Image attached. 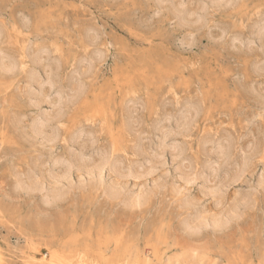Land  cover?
I'll return each instance as SVG.
<instances>
[{"label":"rangeland","instance_id":"obj_1","mask_svg":"<svg viewBox=\"0 0 264 264\" xmlns=\"http://www.w3.org/2000/svg\"><path fill=\"white\" fill-rule=\"evenodd\" d=\"M161 1L0 0V264H264V0Z\"/></svg>","mask_w":264,"mask_h":264},{"label":"bare ground","instance_id":"obj_2","mask_svg":"<svg viewBox=\"0 0 264 264\" xmlns=\"http://www.w3.org/2000/svg\"><path fill=\"white\" fill-rule=\"evenodd\" d=\"M158 1H160V0H158ZM162 1H163V0H162ZM162 1H161V2H162ZM168 1H169V0H168ZM211 1H212V0H211ZM231 1H232V0H231ZM165 2H167V1H165ZM177 2H178V1H177ZM213 2H214V1H212V3H211L212 6H213ZM218 2H219V0H217L216 4H218ZM220 2H221V0H220ZM225 2L227 3V0H225ZM178 3H180V2H178ZM205 3H206V1H205ZM205 3H203V4H205ZM229 3H230V0H229ZM168 4H169V3H168ZM170 4H171V3H170ZM180 4H181V3H180ZM203 4H202V6H204ZM221 4H222V2H221ZM177 5H178V4H177ZM225 5H226V4H225ZM172 6H173V4H172ZM179 6H180V5H179ZM202 6H201V7H202ZM205 6H211V5H209V2H208V5L205 4ZM214 6H215V5H214ZM183 7H184V6H183ZM179 8H180V7H179ZM201 9H202V8H201ZM201 9L199 10V12H200V11H203V10H201ZM204 9H205V8H204ZM179 10H180V9H179ZM195 11H196V10H195ZM204 11H205V10H204ZM180 12H181V11H180ZM177 13H178V12H177ZM196 13H197V12H196ZM191 14H192V12H191ZM193 14L195 15V12H193ZM199 14H200L199 16L202 15L201 12H200ZM203 14H205V12H204ZM202 16H204V15H202ZM197 17H198V16H197ZM196 20H197V18H196ZM198 21H199V20H198ZM261 23L264 24V22H261ZM1 26H2V25H1ZM259 27L261 28V26H259ZM262 27L264 28L263 25H262ZM263 28H262V29H263ZM0 30H1V28H0ZM258 30H259V29H258ZM263 30H264V29H263ZM258 32H259V33H262V30H261V32H260V31H258ZM258 32H257V33H258ZM263 32H264V31H263ZM257 33H256V34H257ZM250 34H251V33H250ZM251 35H252V34H251ZM44 46H45V45H44ZM49 46H50V45H49ZM51 47H52V46H51ZM25 48H26V47H25ZM45 48H48V46L45 47ZM49 48H50V47H49ZM51 49L53 50V47H52ZM0 50H2V49H0ZM43 50H44V47H43ZM40 51H41V50H40ZM44 51H45V50H44ZM49 51H50V50H49ZM53 51H54V50H53ZM38 52H39V51H38ZM11 53H12V52H11ZM21 53H22V52H21ZM39 53H40V52H39ZM47 53H48V52H47ZM97 53H98V52H97ZM0 54H2V53H0ZM13 54H14V53H13ZM16 54H17V53H16ZM33 54H34V52H33ZM35 54H36V53H35ZM95 54H96V53H95ZM98 54H99V53H98ZM39 55H40V54H39ZM39 55H38V56H39ZM43 55H44V54H43ZM100 55H101V54H100ZM5 56H6V55H5ZM18 56H20V55H18ZM35 56H36V55H35ZM38 56H37V57H38ZM96 56H97V55H96ZM13 57H14V56L12 55V58H13ZM92 57H94V56H92ZM26 58H27V56H26ZM43 58H44V57H43ZM2 59H3V58H2ZM5 59H6V58H5ZM7 59H9V58H7ZM14 59H15V58H14ZM35 59H36V58H35ZM37 59H38V58H37ZM44 59H45V58H44ZM0 60H1V58H0ZM3 60H4V59H3ZM12 60H13V59H12ZM16 60H17V59H16ZM18 60H19V59H18ZM6 61H7V60H6ZM6 61H5V62H6ZM41 61H42V60H41ZM51 61H52V60H51ZM7 62H8V61H7ZM13 62H14V60H13ZM89 62H90V61H89ZM14 63H16V62H14ZM19 63H20V61H19ZM25 63H26V62L24 61L23 64H25ZM90 63H92V62H90ZM7 64H9V63H6V65L1 63V65H4V66H1V67H5V69H7V71H8V70H10V69H9V68H10V65H9V67H8ZM36 64H37V63H36ZM40 64H41V63H40ZM258 65H259V64H258ZM13 66L15 67V65H13ZM16 66H17V65H16ZM21 66H22V65H21ZM18 67H20V66H18ZM43 67H44V66H43ZM48 67H49V66L47 65V68H48ZM11 68H12V69H16L17 67H16V68H13V67H12V64H11ZM2 69H3V68H2ZM5 69H4V70H5ZM20 69H21V68H20ZM42 69H43V68H42ZM48 69H49V68H48ZM51 69H52V68H51ZM35 71H36V70H35ZM42 71H45V69L42 70ZM50 71H51V70H50ZM8 72H9V71H8ZM12 72H13V71H12ZM36 72H37V71H36ZM46 72H47V71H45V74H46ZM31 74H32V72H31ZM43 74H44V73H43ZM32 75H33V74H32ZM29 76L31 77V75H29ZM50 76H51V74H50ZM32 77H34V76H32ZM32 77H31V78H32ZM44 77L46 78L45 75H44ZM48 78H49V77H48ZM32 79H33V78H32ZM32 79H31V80H32ZM35 79H36V76H35ZM31 80H30V81H31ZM33 80H34V79H33ZM33 80H32V81H33ZM45 80H46V79H45ZM35 81H36V80H35ZM37 81H38V80H37ZM46 81H47V80H46ZM46 81H45V82H46ZM39 82H40V81H39ZM34 83H35V82H34ZM37 83H38V82H37ZM37 83L34 84V86H36ZM38 84H40V83H38ZM49 84H50V85L52 84V83H50V78H49ZM49 84H48V85H49ZM30 85H31V84H29V86H30ZM41 85H42V82H41ZM41 85L39 86L40 88L43 87V86L41 87ZM50 85H49V87L52 86V85H51V86H50ZM31 86H32V85H31ZM36 87H38V86H36ZM30 88H33V86L30 87ZM34 88H35V87H34ZM33 90L35 91V89H33ZM38 90H39V88H38ZM38 90H37V93H38ZM40 90H41V89H40ZM49 90H50V89H49ZM31 91H32V90H31ZM34 91H33V94H34ZM77 91H78V89H77L75 92H77ZM63 92H64V91H63ZM26 94H27V93H26ZM47 94H48V93H47ZM47 94H46V95H47ZM29 95H30V94H29ZM39 95H40V97H41L42 93L39 94ZM34 96H35V94H34ZM56 96H57V95H56ZM30 97H31V96H30ZM37 97H38V96H37ZM42 97H43V96H42ZM57 97H58V96H57ZM59 97H61V95H60ZM59 97H58V100H59ZM35 99H36V98H35ZM35 99L33 98L34 101H35ZM38 100H39V98H38ZM41 100H42V98H41ZM41 100H40V101H41ZM45 101H47V99H45ZM184 101H185V100H184ZM38 102H39V101H38ZM191 103H192V102H191ZM191 103H190V106H189V107H191ZM56 104H57V102H56ZM192 104H195V102H193ZM188 105H189V104H188ZM195 106L198 107L199 105H196V104H195ZM195 106L193 107L194 110L198 109V108H196ZM51 107H52V106H51ZM185 109H186V108H184V110H185ZM189 109H190V108H189ZM187 110H188V107H187ZM190 110H192V109H190ZM198 110H199V109H198ZM196 111H197V110H196ZM183 112H184V111H183ZM190 112H191V111H190ZM41 113H43V112H41ZM41 113H40V114H41ZM44 113H45V111H44ZM180 113H181V112H180ZM185 113H186V111L184 112V116H186ZM187 113H188V112H187ZM197 113H198V111H197ZM178 114H179V113H178ZM189 114H190V113H189ZM189 114H188V115H189ZM191 114H192V113H191ZM191 114H190V115H191ZM190 115H189V118H190ZM47 116H48V114H47ZM56 116H57V115H56ZM167 116H168V115H167ZM177 116H178V115H177ZM179 116H182V114L179 115ZM191 116H192V115H191ZM35 117H36V116H35ZM35 117H34V118H35ZM37 117H38V116H37ZM37 117H36V118H37ZM41 117H42V116H41ZM41 117H40V119H41ZM49 117H50V115H49ZM42 118H44V119H41L42 121L39 120V117H38V121L36 120V121L34 122V121H33L34 119L32 120V121L34 122V124H33L34 127H33V128L31 127V128H32V131H35V134L39 133V136H40L41 133L44 132V131H43V123H44V126H45V122H47V121L49 122V120H46V118H48V117L44 116V117H42ZM51 118H52V117H51ZM163 118H164V117H163ZM181 118L184 119V121H185V119H186V117H185V118H184V117H181ZM181 118H180V120H181ZM189 118H188V119H189ZM195 118H196V116L193 117V121H194ZM166 119H167V118H166ZM44 120H45V122H44ZM161 120H162V119H161ZM168 120H169V119H167V120H165V121H168ZM175 120H176V119H175ZM162 121H163V120H162ZM165 121H164V122H165ZM177 121H178V119H177ZM181 121H182V120H181ZM181 121H179V122H181ZM187 121H189V120H187ZM191 122H192V121H191ZM49 124H50V123H49ZM158 124H159V123H158ZM161 124H162V123H161ZM178 124H179V123H177V125H178ZM185 124H186V123H185ZM191 124H192V123H191ZM31 125H32V123H31ZM174 126H175V125H174ZM184 126H185V125H184ZM48 127H49V126H48ZM157 127H158V126H157ZM166 127H167V126H166ZM186 127L188 128L189 125L187 124ZM49 128H50V127H49ZM51 128H52V127H51ZM175 128H176V127H175ZM187 128H186V130L188 131L189 128H188V129H187ZM33 129H34V130H33ZM52 129H53V128H52ZM54 129H55V131H56V128H54ZM171 129H172V128H171ZM177 129H179L178 126H177ZM186 130H185V131H186ZM42 131H43V132H42ZM58 131H59V130H58ZM173 131H174V130H173ZM175 131H177V130H175ZM81 132H82V131H80V134H82ZM178 132H181V131L178 130L176 133H178ZM44 133H45V132H44ZM44 133L41 134V135L44 136ZM51 133H52V132H51ZM176 133H175V134H176ZM45 134H46V133H45ZM52 134H53V133H52ZM54 134H55V133H54ZM168 134H169V132H168ZM168 134H167V132H164V134H163V138H162V137H161V138L166 140V139H167V136H169ZM179 134H181V133H179ZM179 134H178V135H179ZM48 135H50V134L48 133ZM176 135H177V134H176ZM182 135H183V131H182ZM43 136H42L41 138H43ZM52 136H53V135H52ZM75 136H76V135H75ZM172 136H173V135H172ZM172 136H171V137H172ZM180 136H181V135H180ZM56 137H57V134H56ZM173 137H174V136H173ZM54 138H55V137H54ZM43 139H46V136H45V138H43ZM48 139H50V138H48ZM51 139H52V138H51ZM77 139H78V138H77ZM170 140H171V139H170ZM170 140H169V141H170ZM175 141H177V140L175 139ZM167 142H168V141H167ZM177 142H178V141H177ZM223 142H225V141L223 140L222 143H223ZM175 143H176V142H175ZM218 143H219V142H218ZM226 143H227V142H226ZM178 144H180V143H178ZM219 144H220V143H219ZM157 145H158V144H157ZM173 145H174V144H173ZM221 145H223V144H221ZM249 145H250V143H249ZM160 146H161V145H160ZM160 146H159V147H160ZM174 146H175V145H174ZM217 146H218V145H217ZM78 147H79V146H78ZM170 147H171V146H170ZM222 147H223V146H222ZM222 147H221V148H222ZM76 148H77V147H76ZM162 148H163V145H162ZM175 148H176V146H175ZM175 148H174V150H175ZM181 148H182V147H181ZM215 148H216V146H215ZM82 149H83V148H82ZM157 149H159V148H157ZM216 149H217V151H216ZM216 149H214V150H215L217 153H219L220 150L222 151V149L219 148V149H220V150H219L218 147H217ZM224 149H225V147H224ZM75 150H76V149H75ZM211 150H212V149H210V151H211ZM225 150H226V149H225ZM81 151H82V150H81ZM181 151H182V150L180 149L179 152H181ZM210 151H209V152H210ZM156 152H157V151H156ZM168 152H169V150H168ZM172 152H173V151H172ZM174 152H175V151H174ZM209 152H208V154L210 155L211 152H210V153H209ZM90 153H91V152H90ZM104 153H105V152H103V154H104ZM181 153H182V152H181ZM224 153H226V152H224ZM75 154H76V153H74V155H75ZM81 154H82V153H81ZM81 154H80V155H81ZM86 154H87V153H86ZM86 154H85V155H86ZM211 154H212V153H211ZM219 154H222V153L220 152ZM226 154L229 155V153H228V147H227V153H226ZM107 155H108V154H107ZM160 155H161V154H160ZM162 155H163V154H162ZM214 155H215V154H214ZM217 155H218V154H217ZM217 155H216V157H217ZM87 156H88V155H87ZM90 156H91V155H90ZM90 156H89V157H90ZM105 156H106V155H105ZM158 156H159V155H157V157H158ZM179 156H181V155H179ZM224 156H225V155H224ZM244 156H245V155H244ZM84 157H86V156H84ZM84 157H82V156H77V157H76V156H75V157L69 158V159H72V160H69V159H68V160L66 161V162H67V165H65V167H64V169H63V171H62L63 173L60 174V175H59V174H58V175H57V174H54L55 176H54L53 178H54L55 180H59V179L61 180V178H62V179L65 178V180H66V179H67L66 177H68V176L70 175V171H71L70 169L73 168L72 166H76V167H78V168L84 170V171H85L86 173H88V175H90V176L93 175V172L95 171V170H94L95 168H94V167H89V166H88V161H86V158H84ZM91 157H92V156H91ZM103 157H104V156H103ZM103 157H102V158H103ZM160 157H161V156H160ZM218 157H220V155H218ZM218 157H217V158H218ZM245 157H246V156H245ZM87 158H88V157H87ZM172 158H173V157H172ZM176 158H177V157H176ZM211 158H213V155H212ZM62 159H63V158H62ZM108 159H109V157H108ZM223 159H228V158H227V156H226L225 158L223 157ZM223 159H221V161H220V162H222V163H220V162L218 161L220 164H218L217 166H215V168H216V167H220L219 165H221V164H222V166H223L224 164H226V162H224ZM244 159H245V158H244ZM64 160H65V159H63V161H64ZM102 160H103V159H102ZM104 160H105V159H104ZM211 160H212V159H211ZM211 160H210V161H211ZM217 160H218V159H217ZM242 160H243V159H242ZM59 161H60V160H59ZM110 161H111V160H110ZM210 161H208V162H210ZM214 161H215V159H214ZM104 162H105V161H104ZM215 162H216V161H215ZM57 163H58V162H57ZM57 163H56V164H57ZM100 163H101V162H100ZM120 163H121V162H120ZM157 163H158V162H157ZM61 164H63L62 161H61ZM107 164H109V162H108ZM110 164H113V163L111 162ZM117 164H118V163H117ZM117 164H113V168H114L115 170H119V171H120L121 168L118 169L119 166H118V168H117ZM121 164H122V163H121ZM121 164H120V165H121ZM53 165H54V163H53ZM96 165H97V163H96ZM92 166H93V165H92ZM98 166H100V165H98ZM109 166H110V165H109ZM135 166H136V163H135ZM137 166H138V165H137ZM55 167H56V166H55ZM60 167H61V166H60ZM71 167H72V168H71ZM76 167H75V169H76ZM139 167H140V166H139ZM139 167H138V169L140 170ZM141 167H142V166H141ZM153 167H154V166H153ZM241 167H242V165H241ZM99 168H100V167H99ZM103 168H104V166H103ZM136 168H137V167H136ZM207 168H208V165H207ZM212 168H213V167H211V171H213ZM220 168H221V167H220ZM220 168H216V170H218V169H220ZM80 169H79V170H80ZM111 169H112V168H111ZM209 169H210V167H209ZM213 169H214V168H213ZM29 170H30V169H29ZM58 170H59V168H58ZM82 170H81V171H82ZM96 170H97V169H96ZM123 170H124V169H123ZM125 170H126V169H125ZM139 170H138V171H139ZM141 170H142V169H141ZM214 170H215V169H214ZM216 170H215V172H217ZM59 171H60V170H59ZM97 171H98V170H97ZM113 171H114V170H113ZM146 171H147V170H146ZM72 172H73V171H72ZM98 172H99V171H98ZM100 172L102 173V166H101V170H100ZM131 172H132L131 169L128 167V169H127V174L129 175V174H131ZM148 172H149V171H148ZM207 172H208V169H207ZM232 172H233V171H232ZM101 173H100V174H101ZM134 173H136V172H134ZM213 173H214V171H213ZM240 173H241V172H240ZM15 174H16V173H15ZM74 174H75V173H74ZM100 174L97 173V175H96V173H95L96 176H98V175H100ZM211 174H212V173H211ZM215 174H216V173H215ZM30 175H31V174H30ZM122 175H123V174H122ZM203 175H204V173H203ZM209 175H210V174H208V176H209ZM15 176H16V175H15ZM52 176H53V175H52ZM101 176H102V175H101ZM123 176H124V175H123ZM126 176H127V175H126ZM212 176H213V175H212ZM225 176H226V175H225ZM233 176H234V175H233ZM24 177H25V176H24ZM29 177H30V176H29ZM98 177H99V176H98ZM194 177H195V176H194ZM194 177H193V178H194ZM211 178H212V177H211ZM25 179H26V181H30V180H32V178H31L30 180H27V178H25ZM25 179L23 178V181H21V182H24ZM28 179H29V178H28ZM94 179H95V178H94ZM98 179H99V178H98ZM209 179H210V178H209ZM222 179H223V178H222ZM222 179H221L220 181L217 182L218 185H223V184H221V183L219 184V182H221ZM225 179H226V177H225ZM225 179H223V181H224ZM33 180L36 181L35 179H33ZM33 180L30 181V182H26V183L24 182V183H22V186H23V184H24V185H27L28 183L33 182ZM65 180H64V181H65ZM68 181H69V180H68ZM68 181H67V183L65 182V184H68ZM100 181H101V180H100ZM100 181H99V182H100ZM207 181H208V178H207V180H206L205 182L207 183ZM223 181H222V182H223ZM58 182H59V181H58ZM225 182H226V181H225ZM52 183H53V182H52ZM63 183H64V182H63ZM70 183H71V182H70ZM208 183H209V182H208ZM223 183H224V182H223ZM17 184H18V183H17ZM31 184H32V183H31ZM33 184H34V183H33ZM33 184H32L31 186H33ZM38 184H39V182H38ZM38 184L35 183L34 187L37 186ZM40 184H41V183H40ZM224 184H227V183H224ZM204 185H205V184H204ZM207 185H208V184H207ZM207 185H206V186H207ZM211 185H212V184H211ZM213 185H216V187H218L217 184H213ZM28 186H29V185H27V187H28ZM31 186H29V187L31 188ZM209 186H210V185H209ZM37 187H38V186H37ZM37 187H36V189H37ZM211 187H213V186H211ZM211 187L208 188V186H207L208 190L211 189V191H212V188H211ZM216 187H215V188H216ZM221 187H222V186H221ZM224 188H225V185H224ZM224 188H220V189L223 190ZM32 189H33V188H32ZM38 189L41 190V189H43V188L40 189V186H39ZM50 189H51V188H50ZM59 189H60V187H59ZM114 190H115V189H114ZM214 190H215V189H214V187H213V191H212L213 193H214ZM48 191H49V190H48ZM54 191H55V190H54ZM66 191H67V190H66ZM215 192H216V190H215ZM49 193H50V192H49ZM57 193H58V192H57ZM57 193H56V195H58ZM59 193H60V192H59ZM109 193H110V192H109ZM125 193H126V192H125ZM213 193H212V194H213ZM216 193H217V192H216ZM218 193H219V192H218ZM44 194H46V192H45ZM53 194H55V193H53ZM126 194H128V193H126ZM126 194H125V195H126ZM42 196H43V195H42ZM45 196H47V197L50 198V196H48V195H45ZM114 196H115V195H114ZM52 197H53V196H52ZM54 198H55V197H54ZM136 198H137V194H136ZM139 198H140V197H139ZM43 199H44V198H43ZM44 201H45V199H44ZM136 201H137V200H136ZM46 202H47V201H46ZM219 220H220V219H219ZM194 222H195V221H194ZM206 222H208V220H207ZM198 223H199V224H189L188 226H189V228H198V227L201 225L202 222L199 221ZM203 223L205 224V222H203ZM208 223H210V222H208ZM204 224H203V225H204ZM211 224H212V223H211ZM203 225H202V226H203ZM204 226H206V224H205ZM45 254H46V252H45ZM51 256H52V255H51ZM39 257H40V256H39ZM41 257H42V256H41ZM43 259H44V258H43ZM46 259H47V258H46ZM46 259H45V260H46ZM82 263H83V262H79L78 264H82ZM93 263H94V262H93ZM54 264H55V263H54ZM56 264H68V263H66V262H57ZM112 264H155V263H154V260H153V258L151 257V255H149L148 252H145V254H143L142 256H134V258H131V259H128V257H124V258L121 259V260H120V259H117V260H115Z\"/></svg>","mask_w":264,"mask_h":264}]
</instances>
